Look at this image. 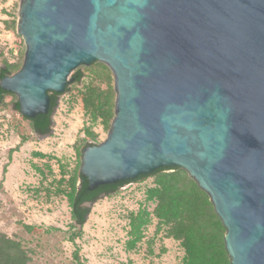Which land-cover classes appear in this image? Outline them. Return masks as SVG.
Wrapping results in <instances>:
<instances>
[{"label":"water","instance_id":"1","mask_svg":"<svg viewBox=\"0 0 264 264\" xmlns=\"http://www.w3.org/2000/svg\"><path fill=\"white\" fill-rule=\"evenodd\" d=\"M18 33L23 67L0 86L24 117L48 114L81 66L113 74L109 137L80 153L90 190L183 169L231 264H264V0H21Z\"/></svg>","mask_w":264,"mask_h":264},{"label":"rangeland","instance_id":"2","mask_svg":"<svg viewBox=\"0 0 264 264\" xmlns=\"http://www.w3.org/2000/svg\"><path fill=\"white\" fill-rule=\"evenodd\" d=\"M20 5L21 0H0V68L15 67L11 76L22 69L27 51L18 33ZM79 69L85 77L80 83L69 77L72 82L58 99L48 135H37L31 122L13 109L17 95L5 96L0 104V232L20 243L29 264H181L188 259L186 246L175 227L157 215L159 176L97 202L81 235L71 240L75 230L69 195L81 150L105 142L113 123L94 114L87 92L90 85L114 88L111 70L101 62ZM184 172L161 175L171 176L172 187L186 199L184 226L197 222L211 239V200Z\"/></svg>","mask_w":264,"mask_h":264},{"label":"trees","instance_id":"3","mask_svg":"<svg viewBox=\"0 0 264 264\" xmlns=\"http://www.w3.org/2000/svg\"><path fill=\"white\" fill-rule=\"evenodd\" d=\"M97 63L98 62H95L93 64ZM14 68L15 67L10 66L7 68H0V81L5 77L11 76L15 72ZM84 77L85 74L81 69H77L72 74V79L76 83L82 82ZM87 92L92 101V106L95 112L94 114L103 117L107 122L111 120L113 121L115 117L116 101L114 88L111 85H107L106 89H103L100 85H90L87 86ZM11 94L13 93L3 90L0 86V104L4 102L5 96ZM49 95L51 104L48 114H38L31 119L25 117L31 122L34 132L40 136L51 133V127L53 124L52 116L58 105V99L61 96L55 92H50ZM15 108L21 113L19 101L15 103ZM96 145L98 144H88L85 149ZM168 171H181L185 174L184 170L178 167L161 168L152 174L139 176L135 180L104 185L95 190L89 189L88 178L82 172H79L73 192L69 195L74 222L73 228L75 230L71 240L74 241L81 235V228H83L87 222L90 208L85 207V203H96L103 196L114 194L128 184L141 182L147 178L159 176L158 186L154 191L160 203L157 209V215L168 224L175 227L178 238H181L186 246L188 259L181 264H231V259L225 246L226 229L216 214L213 204L208 201L207 209L210 213V215H208L210 221L208 226L211 228L212 226L214 227L209 230V232H213V237L210 239L207 229L202 225H199L197 222L190 227L184 226L182 216L183 211L186 208V199L178 196L175 188L172 187L171 179L169 180L171 176L161 175ZM189 181L192 182L190 179ZM200 193L210 200V197L203 190H200ZM29 260L27 253L18 241L0 232V264H29Z\"/></svg>","mask_w":264,"mask_h":264}]
</instances>
